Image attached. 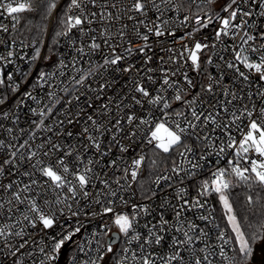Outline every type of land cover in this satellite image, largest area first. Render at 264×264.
<instances>
[{
	"label": "snow or ice",
	"instance_id": "snow-or-ice-1",
	"mask_svg": "<svg viewBox=\"0 0 264 264\" xmlns=\"http://www.w3.org/2000/svg\"><path fill=\"white\" fill-rule=\"evenodd\" d=\"M190 2L194 3L195 0H190ZM200 2L215 4L217 0H200ZM162 3L170 5L173 0H162ZM248 3L249 0H229L221 9L222 12L227 13L226 16H221L219 13L196 14L192 31L180 38L181 40H191V46L184 44L183 51L179 53V60H182L183 63H180L175 55H171L168 61L175 67L167 68L161 67L159 64L155 68H145L152 64L154 56L157 55L153 47L154 43H159L161 46L164 44L163 40L153 41L152 37L175 36V32L168 27L170 21L161 19L165 9H162L156 0H70L60 18L59 22L63 25L64 30L56 32V36H68L73 29H76L83 45L76 51L85 54V48H87L88 56L100 54L103 63L91 68L89 75L96 73L100 68L105 71L111 68L113 73L121 75L132 73L135 69L136 74L131 77L132 88L125 92L122 90L127 81L121 84L115 77L111 81L105 79V82L100 85L101 92L95 98L99 100L101 94L112 89L120 95L117 109L127 108L132 114L125 113L123 118L114 116L106 123L98 122L93 118V115L87 116V121L91 122L93 130L99 133V137H104L105 134L111 135L112 141L119 147L122 154L130 150L135 151V148L146 145L141 148V153L132 160L131 165L124 167L125 179L130 176L131 181L138 180L141 169L147 166L149 150L155 157L151 159L152 167L157 166L158 159L160 163L171 161V171L180 179L181 184L184 178L196 175L193 170L202 167L200 160L207 159L204 152L210 146H214L217 140H221V137L223 140L216 152L217 165L226 152H230L232 157L227 160L225 167H216L210 172L207 179L200 182L195 199L185 198L187 190L185 187H180L177 196L181 203L179 206H173L174 220L170 221L161 214L157 223L151 224V226L144 225L148 229L144 235L136 231L137 205L132 206L134 214L131 216L123 212L117 213L111 206L103 207V214L113 215L112 222L119 233L130 237L126 243L139 242V251L131 253L133 264H157L158 260L160 264H211L210 256L214 254L215 245L208 242L212 231L208 228V223L212 224L213 229H218L219 225L215 224L210 215L201 214L197 219L208 222L201 227L195 221L189 220L186 214L193 212L194 209H204L208 204L207 197L213 194L218 197L223 217L227 222L225 227L230 229L231 233L224 230L218 232L217 240L222 242L219 256L226 260L227 264H249V261L251 264H264V256L257 260L253 247L254 243L259 242L261 251H264V196L261 195L264 193V30L257 35H251L244 31L240 36L241 44L233 47L235 61L243 68L248 69V74L241 71L237 64L227 62V68L234 69L237 79L249 82V85L257 84L255 93L249 92L247 95L249 103H244V97L238 95L230 87L223 86L221 84L222 76L221 79H217L209 75L207 82H203L190 75V73H202L204 71L202 63L209 65L213 63L212 56H207L204 61L201 56L205 50L216 47L215 43L210 45L195 39V34L208 28L214 21H219V26L213 29L214 40L222 42V37L230 35L235 40L240 31L249 27L248 20L245 18L251 17L253 12L242 7L243 4ZM56 7L57 0H22V2L0 0V16L6 15L10 18L13 21L11 30L15 31L16 26L20 24L21 14L36 12L43 8L47 17L51 16ZM176 7L178 9L179 5ZM258 7L261 9L258 13L259 16L264 17V0H259ZM150 12L153 13L154 18L149 16ZM189 20L191 17L185 16L181 24ZM157 21L160 22L157 23ZM236 21L239 22L236 23ZM0 32L10 33L9 26L0 24ZM250 41H259V43L249 47L243 46L249 45ZM3 43L5 41L3 37H0V44ZM105 49L107 52L104 51ZM161 50L174 53V49L170 47H162ZM12 55V51L7 53V57L0 55V61L11 63L8 57ZM135 56L141 58L140 67H136L128 60ZM252 56L258 57V62L251 59ZM40 57L41 49L37 47L32 60H38ZM158 59L164 62L163 57H158ZM63 64L64 61L61 60L60 65ZM142 71L146 76V81L150 83L141 82L140 73ZM253 72L256 74L255 80L250 79ZM147 73H152V75H147ZM156 73L161 75L157 76ZM46 76V73L39 74L40 79H45ZM85 79L86 77L82 75L75 80V83L82 84ZM7 80H12L10 73ZM4 83L5 80L0 78V84ZM18 87L19 85H16V88ZM216 88H220L222 99L215 94ZM170 89L174 93L172 96L166 95ZM26 95L31 96V93H26ZM54 95V92L49 93L50 97ZM254 96L259 98V104L253 99ZM76 99L79 100V97ZM107 99L111 101V97H107ZM237 101L241 102L239 107L236 106ZM2 103L4 101L0 100V104ZM94 104L95 101L88 107H94ZM174 104H179L183 111L177 110ZM146 105L147 108H145ZM135 106L147 111L149 115L147 117L138 115L134 110ZM51 110V108L47 109L49 113ZM107 110L108 104H101L97 109L101 114ZM45 114L44 111L40 113L41 117ZM225 118H230L227 123H225ZM122 119L129 125L126 130ZM68 123H73L72 119H69ZM39 126L37 125V127ZM233 127L239 134L238 139L233 134ZM217 132L219 135H214ZM88 133L89 128L85 127L81 135ZM117 134H120L119 139H117ZM67 135L71 136L72 133L68 132ZM121 140H126L128 143L122 144ZM137 140H139V144ZM87 141L88 143L84 147L85 152L94 147L98 157L108 155L107 151H101V142L98 137L88 134ZM27 144L28 141H25L20 145V149L25 148ZM12 147L14 146L5 145L3 141H0V150ZM40 148H45V145L41 144ZM20 149L12 151L10 156L0 151V177L6 173L9 177L15 175L12 170V166L15 165L17 171L22 167L25 168L21 175L29 177L30 183L23 184L22 188L12 193V199L6 202L7 208H5V203H0V217L10 218L14 207L26 204L27 207L21 216L23 221L28 222L32 231L25 233L21 228V230L13 232L9 230V225L5 224L0 226V240L3 241L5 247L9 249V254L13 257H16L21 249L30 246L29 241H31L43 256L39 264H60L65 245L72 241L73 237L83 228L79 219H76L75 226L72 225V219L80 216V210L73 211L72 204L68 203V200H74L78 193L82 198H88L91 188L94 187V180H99L105 188L110 187L109 181L100 178L101 175H106L103 169H101V173L96 172V168L101 164L100 159L89 157L85 161V157L79 151H63L53 160L54 152L61 150V145L57 143H51V146L43 152L42 158H36V151L26 154ZM197 151L201 152L199 158H196ZM174 156L186 159L190 166L189 169L185 171L173 159ZM34 158H36L35 162H33ZM116 164V160H111L109 166ZM181 172L184 173L183 176L180 175ZM37 173L38 175H36ZM169 179H171L170 176H159L156 183L159 184L160 180ZM16 183L17 181L11 179L7 184L0 181V190L7 192ZM114 183L119 185L120 178L118 177ZM241 186L249 189V193L245 195L246 207L236 209L234 208L232 189ZM253 190H256L255 195L251 194ZM111 195L115 196L116 193L112 192ZM98 196L99 193L96 194L93 203H100ZM201 198H204L203 202ZM13 201L16 202L15 205ZM75 202L78 203V201ZM121 202L127 204V201L122 200ZM108 203L111 204L112 201ZM59 205H63V207H57ZM257 207L259 213H257ZM45 208L48 210L45 211ZM65 209L70 213V216H64ZM139 210L146 214L149 212L147 207H142ZM17 211H19L18 207ZM208 211L211 213L213 209L209 208ZM57 213L60 215L58 216ZM238 213L245 214L238 215ZM98 214L92 213L93 216ZM255 214L259 216L258 227H254L249 219V216ZM85 215L87 216L88 213ZM60 216H64L63 223H61ZM19 222L20 220H17V223ZM246 227L253 228V232L246 233ZM53 232L55 234H52ZM26 235L28 239H24ZM12 236L20 237L22 241L14 251L12 250L14 246L8 243L9 237ZM36 237H39V244H37ZM198 241L203 245L199 249V252L203 253L202 256L197 254L195 248ZM230 242L233 243L235 257L227 256L223 247ZM113 243H115L114 240L109 241L105 249L106 253L114 252ZM166 245L168 250L162 254L149 251L153 246L164 249ZM102 247L103 245L97 241V252ZM80 251L83 252L84 249L80 248ZM122 251L128 253L129 249L124 248ZM185 252L189 253L191 257L187 261ZM104 258L103 254L96 259L88 257L82 261V264H98V261H102ZM127 260L128 257L123 256L117 261V264H126ZM14 264H23V261L18 258ZM72 264H76L75 258H73Z\"/></svg>",
	"mask_w": 264,
	"mask_h": 264
},
{
	"label": "built area",
	"instance_id": "built-area-1",
	"mask_svg": "<svg viewBox=\"0 0 264 264\" xmlns=\"http://www.w3.org/2000/svg\"><path fill=\"white\" fill-rule=\"evenodd\" d=\"M22 2V0H19ZM70 2V1H69ZM229 0H217L215 4L201 3L200 0H195V2H190V0H173L170 5H165L162 0H156L157 4H160L162 9H165L164 15L161 17L162 20L170 21L168 27L175 32V36H165L161 38L152 37L153 41L163 40L164 44L161 46L159 43H154L153 47L156 52V56L153 58L151 65L145 66L155 68L158 64L161 67H175L171 65L168 61L169 56L175 55L179 60V53L183 51V45L188 44L191 46V40L180 38L185 36L189 31H192L195 15H213L214 13H219L221 16H226L227 13L221 11L225 4ZM259 0H249L248 4H243L242 7L246 10L252 11L253 15L251 17H246L248 20L249 27L240 31V34L233 40L232 36L222 37L221 41L214 40V28L219 26V21H214L206 29H202L200 32L195 34V39L201 40L202 42L209 43L210 45L215 43L216 47L211 50H205L202 54V61L205 60L207 56H212L213 63L211 65L202 63V68L204 71L200 74L190 73L198 81L207 82L208 76L221 79V84L223 86L230 87L233 91L237 92L238 95L244 97V103H249L247 95L249 92L255 93L257 84L245 82L242 79H237L234 75V69L227 68V62H233L237 64L241 71L248 74L249 70L243 68L234 59L233 47L239 46L241 44L240 36L243 35L244 31H247L251 35H257L260 31L264 30V17L259 16L261 9L258 7ZM177 5L179 8L177 9ZM95 10V9H93ZM114 11V10H112ZM26 13V12H25ZM24 14V13H23ZM22 15V14H21ZM149 16L154 18L153 13L150 12ZM185 16L191 17V20L181 24ZM160 21H157L159 23ZM239 21H236L238 23ZM13 21L10 20L6 15L0 16V24H6L9 26L10 33L0 32V37H3L5 43L0 44V55L7 57L9 51L13 52L11 57H8L7 61H0V78L5 80L4 84H0V100L4 103L0 104V141H3L5 145L11 144L14 147L11 149L5 148L3 151L6 155L10 156L12 151L20 149V145L28 141L25 148L20 149L21 152L29 153L31 151L37 152L36 158H42L43 152L46 151L51 143H57L61 145L60 151H55L52 155V159H56L57 156L61 155L63 151H79L86 158L100 159L101 164L96 168L97 173H101V169L106 175H101V179H107L109 181L110 187L105 188L99 180H94V187L91 188V194L88 198H82L79 193L75 199H69L68 203L72 204V210H80V216L78 218H73L71 223L75 226L76 219H79L80 223L83 224V228L80 233H77L70 245L68 246V252L60 264H72L73 258L76 260V264H82L83 260L91 257L96 259L99 255H104V260L98 261V264H117L123 256H127L128 260L126 264H133L131 260V253L133 251L138 252L139 242L133 241L131 244L126 243L130 237H125L124 234L119 233L117 227L113 224L112 214H103V207L111 206L115 209L117 213H127L130 216L133 215V205H137L136 221L137 225L136 231L140 232L142 235L146 234L148 229L144 227L145 224H155L160 219L161 214L170 221L174 220L175 212L173 206H179L181 201L178 199L177 193L180 187L186 188V197L189 199H195L197 197L198 186L200 182L207 179L210 172L216 167H225L227 160L231 159L230 152H226L224 156L220 158V162L217 165L216 152L223 140H217L214 146H210L204 155L206 160H200L201 168L193 170L196 175H192L184 178L181 184L180 179L172 173L171 166L164 168L162 171L158 172L150 183L144 182L143 177L145 175V167L141 169V173L138 176L137 181H131L130 176L125 179L123 169L124 167L130 166L134 158L141 153V148L146 147V145H141V147L135 148V151L130 150L127 153H121L119 147L112 141L111 135L105 134L104 137H99V133L95 132L91 126V122L87 121L88 115H93L94 119L99 121L108 122L113 119L114 116L124 117L125 113L132 114L127 108L117 109V103H120V95L115 93L112 89L107 90L106 93L101 94V98L96 100V96L101 92L100 85L105 82V79L111 81L114 77L124 84H127L122 91H127L132 88L131 77L135 75V69L132 73L119 74L113 73L112 69L109 68L105 71L103 68L98 69V71L92 75H89V70L102 64L100 54H93L91 56L87 55V48H85V54H80L76 49L82 47L80 34L76 29H73L68 36H61L58 53L56 57L51 58L46 61L45 59V49L41 50V57L38 60L33 61L32 57L35 54V48H37V42H28L17 38L16 30H11V25ZM17 28V26H16ZM206 38V39H205ZM14 41V42H13ZM259 41H250L249 45H243L244 47L254 46ZM172 48L174 53H169L167 51H162L161 48ZM107 52V49L104 50ZM158 57H163L164 62H161ZM223 57V59H220ZM75 58V60H74ZM258 62V57H250ZM63 60L64 64L60 65V61ZM128 60L140 67L141 58L139 56L128 58ZM183 63L182 60H179ZM124 66V65H122ZM12 75V80H7L8 74ZM46 73L45 79H40L39 74ZM85 76L86 79L82 84L75 83L76 79L81 76ZM147 75H152V73H147ZM160 76V73H156ZM142 83H150L146 81V76L142 71L140 73ZM256 74L253 72L250 75L251 80H255ZM16 85H19L16 88ZM15 89V90H14ZM151 90V89H150ZM55 93L54 96L50 97L49 93ZM26 93H31V96L26 95ZM215 94L219 98H223L220 95V88L215 89ZM168 96L174 95L170 89ZM79 97V100L76 99ZM111 97V101L107 99ZM230 98V97H229ZM254 100L259 104L260 100L258 97L254 96ZM59 101V102H57ZM95 101L94 107H88L89 104ZM240 101L236 102V106H240ZM101 104H108V110L101 114L97 109ZM177 110L183 111L179 104H174ZM51 108V112L47 111ZM147 108V105L145 106ZM35 110V111H33ZM135 112L138 115L147 117L149 113L142 110L139 106L134 107ZM44 111L46 114L41 117L40 113ZM72 119L73 123L69 124L68 120ZM225 118V123L228 122ZM41 120L43 123L41 124ZM124 124V129L126 130L129 125L122 119ZM37 125H40L37 127ZM85 127L89 128V133L100 139L101 151H107L108 155L104 157L97 156V150L93 147L89 151L85 152L84 147L88 143L87 135H81ZM10 130V131H9ZM71 132L72 135H67ZM233 134L239 138V134L236 133L233 127ZM214 135H219V132ZM120 138V134H117V139ZM122 144H127L128 141L121 140ZM139 144V140H137ZM44 144L45 148L41 149L40 145ZM110 149V150H109ZM150 151V150H149ZM147 152V156L148 153ZM201 155L200 151H197L196 158ZM33 162H35V159ZM46 159V158H45ZM111 160H116L117 164L115 166H109ZM174 160L179 164L185 171L189 169L188 161L181 157H174ZM71 167V165H69ZM12 170L15 175L9 177L7 173L0 177V181L7 184L9 180L17 181L13 188L7 192L0 190V203H5V208L8 207L7 201L12 199V193L23 187V184L30 183V179L27 176L21 175L25 168H20L18 171L15 165L12 166ZM38 175V173L36 174ZM181 176L184 175L183 172L180 173ZM159 176H170L169 180H160L159 184L156 183L157 177ZM120 178V184L117 185L114 181ZM35 178V177H33ZM23 183H20V182ZM115 192L116 195L112 196L111 193ZM99 193L98 199L99 204L93 203V199L96 198V194ZM24 195V194H22ZM213 194L207 197L208 204L204 209L193 210V212H188L186 215L189 220L195 221L203 227L206 223L205 221H200L197 217L201 214L210 215L214 220L215 224L219 225L218 229H213L211 223H208V228L212 229L210 232L209 243L215 245L214 254L210 256L211 264H227V261L219 256V248L222 242L217 240V234L219 231L224 230L230 233L229 229L224 227L217 215ZM204 198H201L203 202ZM127 201V204L121 201ZM75 201H78L75 202ZM112 201L111 204L108 202ZM15 201L13 204L15 205ZM17 207L19 211H17ZM13 208V214L11 217H0V226L5 224L9 225L10 231H19L21 228L25 233L31 232L32 229L28 225L27 221L22 220L21 213L24 212L27 207L26 204L17 205ZM57 207H63L59 205ZM142 207H147L149 212L146 214L139 209ZM213 209L210 213L208 209ZM45 211L48 209L45 208ZM55 210V209H53ZM99 213L93 216L92 213ZM85 213H88L86 216ZM195 213V214H194ZM59 216L60 214L57 213ZM64 216H70V213L65 209ZM64 216H60L61 223L64 222ZM17 220H20L17 223ZM208 230V229H206ZM59 231V229H57ZM116 233L119 240L113 243L114 252L106 253L105 249L109 243V239ZM52 234H55L53 232ZM133 235L135 233H132ZM24 239H28L26 235ZM37 244H39V237H36ZM97 241L103 247L97 252ZM20 237H9L8 243L13 245V251L15 247L19 246L21 243ZM30 246H26L21 249L20 253H17L16 257L9 254V249L5 247L2 240H0V264H14V261L18 258L23 261V264H39V261L43 259V256L39 253L36 245H33L29 241ZM147 247V246H146ZM203 245L198 241L195 244L198 255H203L199 252V249ZM227 256L235 257L233 243L223 245ZM80 248L84 251L81 252ZM128 248L129 252L124 253L122 249ZM168 250L167 245L164 249L157 248L153 246L149 249L154 253L162 254ZM31 253V255H28ZM185 260L190 259L189 253L185 252ZM160 264V261H157Z\"/></svg>",
	"mask_w": 264,
	"mask_h": 264
},
{
	"label": "trees",
	"instance_id": "trees-1",
	"mask_svg": "<svg viewBox=\"0 0 264 264\" xmlns=\"http://www.w3.org/2000/svg\"><path fill=\"white\" fill-rule=\"evenodd\" d=\"M62 0H57V7L55 10H53L51 16H47L44 12L43 8H40L39 11L36 12H26L21 15L20 24L17 25L16 28V36L19 39H22L24 41L28 42H37V46L42 50L44 47V44L47 39V35L50 31L48 41L46 43V49H45V58L47 57L46 61L56 57L58 53V45L61 36H56V32L63 31V25L60 24V18L62 17L64 11L66 10V7L70 0H65L61 6L58 8ZM149 160L147 161V166L145 167V175L143 177L144 182L150 183L154 176L162 171L164 168L171 166V161H168L167 163H160L158 159V163L156 167H152L151 165V159L155 158L153 157V153L149 151L148 153ZM176 158V156H174ZM173 157V159H174ZM258 190V189H257ZM255 191L253 190L251 194L255 195ZM249 193V189L246 187H237L232 189V198L234 200V208L241 209L243 207H246L245 205V195ZM262 196H264V193H261ZM214 204L216 208L217 215L219 217V220L221 224L225 227L226 226V219L223 217L222 212V206L220 205L218 201V197H214ZM257 213H259V208L257 207ZM245 213H238V215H244ZM249 219L252 221L254 227H258L257 221L259 219L258 214L249 216ZM230 230V229H229ZM246 233L251 234L253 232V228H247L246 227ZM260 244L259 242H256L253 244V247L255 249V246ZM250 263V261H249Z\"/></svg>",
	"mask_w": 264,
	"mask_h": 264
},
{
	"label": "water",
	"instance_id": "water-1",
	"mask_svg": "<svg viewBox=\"0 0 264 264\" xmlns=\"http://www.w3.org/2000/svg\"><path fill=\"white\" fill-rule=\"evenodd\" d=\"M64 1H65V0H62V1H61V3H60V5L58 6V8L61 6V4H62ZM49 34H50V31H49V33H48V35H47L46 43H47V41H48ZM72 240H73V239H72ZM110 240H114V241L116 242V241L119 240V237H118V235H117L116 233H114V235L109 239V241H110ZM71 242H72V241H69V242L65 245V248L62 250L64 255H63V259L60 261V263L63 262V260H64V258H65V256H66V254H67V252H68V246L70 245ZM259 247H260V244H258V245L255 246V249H254V255H255V256H256L257 249H258ZM256 259L258 260L257 256H256ZM249 264H251V262H250Z\"/></svg>",
	"mask_w": 264,
	"mask_h": 264
},
{
	"label": "flooded vegetation",
	"instance_id": "flooded-vegetation-1",
	"mask_svg": "<svg viewBox=\"0 0 264 264\" xmlns=\"http://www.w3.org/2000/svg\"><path fill=\"white\" fill-rule=\"evenodd\" d=\"M256 253L259 254V257H257L258 260L260 259L261 256H264V251H261V247H259V248L257 249V252H256Z\"/></svg>",
	"mask_w": 264,
	"mask_h": 264
},
{
	"label": "rangeland",
	"instance_id": "rangeland-1",
	"mask_svg": "<svg viewBox=\"0 0 264 264\" xmlns=\"http://www.w3.org/2000/svg\"><path fill=\"white\" fill-rule=\"evenodd\" d=\"M256 256L259 257V254L256 253ZM251 262V261H250Z\"/></svg>",
	"mask_w": 264,
	"mask_h": 264
}]
</instances>
